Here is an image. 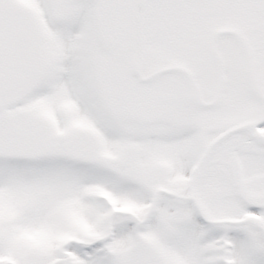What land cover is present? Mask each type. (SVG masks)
I'll return each instance as SVG.
<instances>
[{"label": "snow or ice", "instance_id": "1", "mask_svg": "<svg viewBox=\"0 0 264 264\" xmlns=\"http://www.w3.org/2000/svg\"><path fill=\"white\" fill-rule=\"evenodd\" d=\"M0 264H264V0H0Z\"/></svg>", "mask_w": 264, "mask_h": 264}]
</instances>
